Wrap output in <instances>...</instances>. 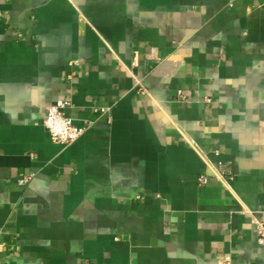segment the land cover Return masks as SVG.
I'll use <instances>...</instances> for the list:
<instances>
[{
  "label": "crops",
  "instance_id": "obj_1",
  "mask_svg": "<svg viewBox=\"0 0 264 264\" xmlns=\"http://www.w3.org/2000/svg\"><path fill=\"white\" fill-rule=\"evenodd\" d=\"M257 222L264 0H0V264H264Z\"/></svg>",
  "mask_w": 264,
  "mask_h": 264
},
{
  "label": "built area",
  "instance_id": "obj_2",
  "mask_svg": "<svg viewBox=\"0 0 264 264\" xmlns=\"http://www.w3.org/2000/svg\"><path fill=\"white\" fill-rule=\"evenodd\" d=\"M71 106L69 101H58L47 109V116L44 121V127L52 137L53 141L63 145H72L76 143L85 133L84 127L76 126L73 121L65 115V110ZM219 176L227 181L233 180L232 172L227 165L219 170ZM27 179L19 181L20 186H25ZM208 183V177L203 175L199 178L201 186ZM257 242L264 247V224L256 223Z\"/></svg>",
  "mask_w": 264,
  "mask_h": 264
}]
</instances>
